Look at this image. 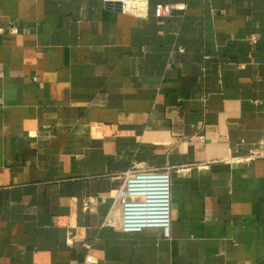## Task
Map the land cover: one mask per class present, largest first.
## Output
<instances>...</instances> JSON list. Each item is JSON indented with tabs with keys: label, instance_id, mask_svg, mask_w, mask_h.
Listing matches in <instances>:
<instances>
[{
	"label": "crops",
	"instance_id": "1",
	"mask_svg": "<svg viewBox=\"0 0 264 264\" xmlns=\"http://www.w3.org/2000/svg\"><path fill=\"white\" fill-rule=\"evenodd\" d=\"M106 1L0 0V264H264V0ZM140 166L169 237L120 228Z\"/></svg>",
	"mask_w": 264,
	"mask_h": 264
},
{
	"label": "built area",
	"instance_id": "2",
	"mask_svg": "<svg viewBox=\"0 0 264 264\" xmlns=\"http://www.w3.org/2000/svg\"><path fill=\"white\" fill-rule=\"evenodd\" d=\"M125 9L128 0H121ZM133 4V1H131ZM141 6V2L134 5ZM182 3H158L155 15L163 17L174 10H184ZM19 28L14 25L1 26L0 35L17 34ZM257 35L252 34L250 40L257 42ZM1 74V73H0ZM36 80V78H34ZM121 205L120 228L123 232H141L146 228H160L164 236L170 235L171 224V177L168 169H145L138 167L130 171L125 183L116 197ZM91 262V258L87 259Z\"/></svg>",
	"mask_w": 264,
	"mask_h": 264
},
{
	"label": "water",
	"instance_id": "3",
	"mask_svg": "<svg viewBox=\"0 0 264 264\" xmlns=\"http://www.w3.org/2000/svg\"><path fill=\"white\" fill-rule=\"evenodd\" d=\"M105 6L109 9H114L116 11H122L123 2L121 0H107Z\"/></svg>",
	"mask_w": 264,
	"mask_h": 264
},
{
	"label": "bare ground",
	"instance_id": "4",
	"mask_svg": "<svg viewBox=\"0 0 264 264\" xmlns=\"http://www.w3.org/2000/svg\"><path fill=\"white\" fill-rule=\"evenodd\" d=\"M132 7H133V5H132V3H131V0H130V1L128 0V3L126 4L125 9H129V10H131Z\"/></svg>",
	"mask_w": 264,
	"mask_h": 264
}]
</instances>
